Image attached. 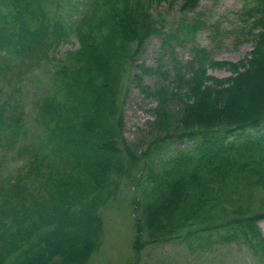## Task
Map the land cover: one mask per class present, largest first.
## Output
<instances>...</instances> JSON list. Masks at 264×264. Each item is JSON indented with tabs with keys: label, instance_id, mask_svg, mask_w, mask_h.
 Segmentation results:
<instances>
[{
	"label": "trees",
	"instance_id": "obj_1",
	"mask_svg": "<svg viewBox=\"0 0 264 264\" xmlns=\"http://www.w3.org/2000/svg\"><path fill=\"white\" fill-rule=\"evenodd\" d=\"M162 1L176 0H85L65 20L49 14L53 0H3L0 83H13L15 67L55 63L71 34L79 48L35 91V130L27 131L25 107L10 104L14 95L0 97V143L29 136L17 151L32 156L27 174L0 178V264H88L102 245V209L123 182L136 191L137 259L148 245L208 255L226 244L264 264V0L246 11L258 32L237 62L196 44L207 26L200 19L164 32L151 11ZM201 1L182 0L180 10L194 13ZM156 34L171 55L174 42H191V58H174L171 68L138 63ZM132 68L155 101L150 131L135 142L121 102Z\"/></svg>",
	"mask_w": 264,
	"mask_h": 264
},
{
	"label": "rangeland",
	"instance_id": "obj_2",
	"mask_svg": "<svg viewBox=\"0 0 264 264\" xmlns=\"http://www.w3.org/2000/svg\"><path fill=\"white\" fill-rule=\"evenodd\" d=\"M85 0H53L52 10L49 13L54 19H65L76 15L75 6ZM3 0H0V9L6 11ZM182 0L171 3L168 1L156 2L151 11L159 21V27L164 32L174 31L184 21L192 17L206 23V27L200 29L196 35V44L212 50L217 60L237 62L247 56L253 50L252 30L254 19L249 18L246 11L255 5V0H202L196 12L185 15L180 10ZM161 16V17H160ZM174 55L162 51V34L154 35L147 44V48L138 60L147 67L156 68L163 63L165 68H171L174 58L186 61L191 58L192 43L186 41L185 45L174 42ZM79 48L75 34L65 40L58 49L55 63L34 68L15 67L13 83L2 78L0 83V97L6 100L14 95V101L10 104H19L26 109L27 131L36 129L34 122L35 110L33 105L38 95L35 91L48 83L49 72L55 66L61 65L70 52ZM138 70L132 68L126 77L123 96L125 136L130 142L143 138L150 131L149 120H152L151 108L155 105L153 99L147 98L133 80V74ZM217 77H229L233 73L227 69H212L209 72ZM155 76H147L146 83L154 85ZM30 126V127H29ZM29 128V129H28ZM29 136H21L16 143L3 141L0 143L2 176L13 177L27 174L29 161L32 158L25 151H17L19 147L28 146ZM15 147V148H14ZM136 191L132 185L123 182L117 192L116 203L111 201L102 209L104 219V232L100 250L93 255L88 264H259L250 254L236 245L214 244V248L208 255L192 253L185 246L178 243H168L160 246L148 245L141 250L137 257L134 254L135 241L134 211L131 208V200ZM264 232V219L260 222Z\"/></svg>",
	"mask_w": 264,
	"mask_h": 264
}]
</instances>
